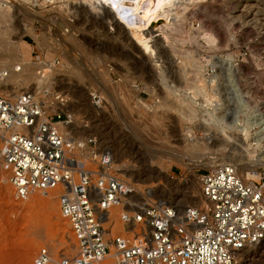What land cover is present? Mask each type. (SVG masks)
I'll use <instances>...</instances> for the list:
<instances>
[{
  "label": "rangeland",
  "instance_id": "rangeland-1",
  "mask_svg": "<svg viewBox=\"0 0 264 264\" xmlns=\"http://www.w3.org/2000/svg\"><path fill=\"white\" fill-rule=\"evenodd\" d=\"M36 1L43 8L44 19L33 22L35 38L18 35L19 28L29 23L23 16L11 21L13 30L9 37L12 41H22L20 49L27 62L48 65L53 76L48 89L43 90L50 92L45 96L50 103L46 105L47 110L65 111V102L88 105L85 111L74 112L76 116L72 114L74 124L70 125L76 127L73 135L93 136L98 149L110 151L111 156L115 154L112 168L118 176L135 183L141 191H154L152 198L181 209L198 201V206L202 205L198 194L200 175L223 163L234 166L226 154L245 157L241 164L254 167L257 172L264 169V146L253 144L251 126L250 130L242 129L246 122L253 121L252 108L264 107V0H176L182 5L171 9L167 20L183 27V33L174 38L191 37L192 43H184V40L177 43L171 39L167 48L165 45V53L154 58L136 55V49L127 46L126 41L114 39L110 33L118 30L112 19L106 16V25L101 26L86 4L70 2L71 14L68 15L56 9L55 4L50 5L54 0ZM75 8L81 16L72 13ZM84 8L89 14L84 15ZM195 8L204 9L199 18L191 17L190 12ZM175 11L176 15L172 14ZM205 23L212 30L207 31L209 34L201 30ZM41 37L46 39L45 47L36 44ZM186 51L192 55H186ZM187 56L194 61L191 58L187 61ZM195 60L201 62L200 67L193 66ZM74 69L83 75L81 81L76 78ZM32 87L31 83L10 86L7 90L1 89L0 95L32 91ZM78 90L81 94L76 97ZM186 110H195L197 116L191 117ZM224 134L231 140L222 151H218L217 146L198 152L200 154L187 151L188 146L209 135L215 138L225 137ZM119 152L123 155L117 156ZM150 155L159 159H152ZM165 158H172L167 169L162 166ZM149 176L155 179L148 182ZM189 182L193 183L187 195L191 198L183 200ZM56 198L55 191L49 197L37 192L27 201L18 202L7 174L0 169V264H31L42 247L49 249L51 264H57L61 255H73L68 224L59 214ZM119 212L113 210L116 233H119ZM249 259L257 262L258 257L253 255ZM253 260L241 264H252Z\"/></svg>",
  "mask_w": 264,
  "mask_h": 264
},
{
  "label": "built area",
  "instance_id": "built-area-1",
  "mask_svg": "<svg viewBox=\"0 0 264 264\" xmlns=\"http://www.w3.org/2000/svg\"><path fill=\"white\" fill-rule=\"evenodd\" d=\"M49 93L0 95V169L18 202L57 193L74 250L57 264H236L239 252L264 241V169L245 181L233 165L217 166L200 175L203 205L165 204L118 176L95 137L61 130L73 115L49 113ZM250 114L253 121L240 126H251L253 144L264 146V107ZM51 263L46 247L31 262Z\"/></svg>",
  "mask_w": 264,
  "mask_h": 264
},
{
  "label": "bare ground",
  "instance_id": "bare-ground-1",
  "mask_svg": "<svg viewBox=\"0 0 264 264\" xmlns=\"http://www.w3.org/2000/svg\"><path fill=\"white\" fill-rule=\"evenodd\" d=\"M175 1L176 0H58V1L54 0L53 2H51L50 5L55 4L56 9H58L60 11H64L65 13L67 12L68 15H69V14H71V12H69V10L71 9V3L72 2H74L73 3L74 5H76V4L80 5L81 3L82 4H86L90 8L94 19L101 26L105 27L106 24H105L104 20H105L106 16L110 17L112 19V21L115 24L114 26L118 30L117 32L110 33L111 35H114L113 36L114 39H118L119 40V38H121L122 41H126L128 43L127 46H129L130 48H133V50L136 49V51H137L136 55L140 54V55L143 56V54H146L149 57L153 56V58H154L155 55H158V54H161V53H165V45H166V48H167V46H169V42H170L171 39H172V41H177V43H178V41H180L179 43H181V41H183V40H184L183 41L184 43L186 41L192 43L193 39L191 37L190 38L189 37L186 38V36H185L186 39H183V37L182 38H174L175 35H181V33H183V30H182L183 27L179 26L180 24H178V25H177V23L176 24H174V23L170 24L169 21L167 20L168 16H169V13L172 12L170 10L173 9L174 7H176L177 5L181 4V2L176 3ZM194 2H195V0H194ZM142 4H146V6L144 7V6H142ZM187 4H189V3H187ZM17 5H18L17 8L14 7V6H17ZM27 6L30 7V9H28ZM179 7H181V6H179ZM183 8H185V7H183ZM42 9L43 8H42L41 4H38L36 0H0V91H1V89L7 90V89H9L8 87H10V86H16V85L27 86L30 83H31V86H33L32 87V92H34L37 96L39 94H41L44 89H46V88L48 89V84L50 83V80H51V78L53 76L52 73L48 70V65L46 63L27 62L25 60L23 52L20 49V43L22 41L21 40L12 41L11 38L9 37L11 29L13 30V28H11V21L13 19H18L19 16H23V17H27L29 19V23L27 25H23V27L19 28L18 35L27 34V35H30L33 38H35V33H34L35 29H34V26H33V22H34V20H38L39 19V20L42 21V18L44 19V17H42V15H41L42 12H43ZM84 10H85L84 15L85 14H89V11L86 8H84ZM186 10H187V8H186ZM186 10H184V11L186 12ZM203 10L195 8L192 12H190L192 14L191 17H194V18L198 17L200 15L199 13L201 11H203ZM184 11L182 10V12H184ZM76 12L78 13L79 11H76V8H75L72 11V13H75L74 15L76 16V14H77ZM188 12L189 11H187L186 14H188ZM174 13L176 15V11L173 12L172 14H174ZM205 13H204V15H205ZM181 14H182L181 16L184 15L183 13H181ZM68 15H67V17H68ZM175 15H173V16H175ZM44 16H46V15H44ZM79 16H81V15L77 14L76 17H79ZM176 17H178V15ZM178 18H176V19H178ZM198 18H196V19H198ZM91 20H93V19H91ZM225 24L226 23L224 22V25ZM198 25L200 26L199 23H198ZM208 25H207V23L203 24L202 25L203 29L201 28V30H203V31L206 30V33H208L207 31L211 32L212 30L210 29V25L209 26ZM113 31H115V29ZM182 35H186V34H182ZM71 37H69V39L72 40V42H75L74 39L71 38ZM113 37H111V40L115 41L114 39H112ZM204 37H206V36H204ZM193 38H195V37H193ZM223 39L224 38L222 37V41H223ZM45 40H46L45 37H41L40 41L36 42V44H38L40 47H43L45 45ZM206 41H208V40H206ZM210 41L211 40H209V42ZM193 43H194V41H193ZM58 45H59V43H58ZM75 45H76V43H75ZM171 48H172V46H171ZM183 53H184V51H183ZM185 53L187 55V54H189L191 52H187L186 51ZM173 54H176V52H174ZM179 54H180V52H179ZM194 54H195V52H194ZM165 55H163V56H165ZM190 55H192V53ZM187 57H186V59H187ZM168 58H170V57L168 56ZM183 58H185V57H183ZM190 58H189V60L187 59V61L190 62V60L193 59V58H191V59ZM193 61H194V59H193ZM193 61H191V62H193ZM169 62H171V61H169ZM182 62H185V61H182ZM194 65L196 66V68H198V67L201 66V62L195 60V62L193 63V66ZM74 70L76 71L77 69H74ZM194 71H195V69H194ZM194 71H191V72H194ZM76 72H77V74H75L76 78L81 81V79H83L82 78L83 75L79 74L80 72L78 73V71H76ZM187 73H189V72H187ZM177 74H178V72H177ZM184 75L186 76L187 74H184ZM177 77H180V75L177 76ZM163 84L165 85V83H163ZM180 87H182V86H180ZM79 93L80 92L78 90L76 92V94H78V95H76V97L77 96L79 97ZM73 95H75V94H73ZM74 98H75V96H74ZM64 99L65 100H68V99L70 100V98H68V97H65ZM179 102H181V101H179ZM65 103L66 104H63V107H65L64 108L65 112L73 114L74 116H76L75 115V114H77L76 112H83V111H85L87 109L86 107H88V105L85 104V103L84 104H78L77 103L75 105L72 104L74 102H72V103L65 102ZM73 105L75 106L76 110L73 108L74 107ZM82 107H84V108H82ZM186 107H187V109L190 108V106H186ZM45 108H46V106H45ZM183 109H185V108H183ZM186 111H188V110H186ZM48 112L51 113L52 110H48ZM74 112H75V114H74ZM189 114H191V117H193V118H195L197 116L195 110H193V112H189ZM70 124H74V119L71 120ZM70 124L69 125L58 124V126L60 127L61 130H63L65 133H67V135L72 136V137H76L75 135H73L74 131L76 130V127L73 126V125H70ZM222 130L224 131V129H222ZM203 132L206 133L205 130H203ZM224 132H222V133H224ZM224 136L225 137H221V136L219 137L218 136V137L213 138L212 136L210 137V135H209L206 139L201 140L199 142L195 141L196 142L195 144H193L192 146H188L189 150H187V151L188 152H197L198 153V152H201V151H204V150H208L210 148H214L215 146L220 148V149H218V151H222L224 146L228 145L230 143V140H231V138H229L225 134H224ZM79 138H82V137H79ZM183 141H185V140H183ZM240 146H242V145H240ZM99 150L100 151H105V150H101V149H99ZM211 151H213V150H211ZM245 152L248 153V151H246V150H245ZM119 154L123 155V152H121V153L119 152L116 155L118 156ZM194 154H196V153H194ZM198 154H200V153H198ZM114 155L115 154H113V156L110 155L112 160H113L114 157L116 159V156H114ZM150 156H151L152 159L155 158V156L154 157L152 155H150ZM225 156H227L228 159L230 158L231 162H233V163H235L237 165V166H235V164H234V167L236 168V170L239 173V175L240 174L243 175V177H244L243 180L250 181V180H253L254 178L258 177V174L255 171L254 167H249L248 168L246 165H242L243 161L245 160L244 159L245 157H243L241 155H234V154H226ZM156 158H158V157L156 156ZM223 158H225V157H223ZM165 159H166V162H164L162 166L167 169V167H169L170 164L172 163V158H165ZM258 160L260 161L261 159L259 158ZM161 161H163V160H161ZM225 164H227V163H223V164H220V165H225ZM220 165H217V166H220ZM217 166L210 167L209 169L213 170ZM192 169L193 168L190 169V174L191 175H193ZM142 171L145 172V170H142ZM142 171H141V173H142ZM137 172H139V171H137ZM137 177H139V176H137ZM147 178H148L147 179L148 182H149V180L155 179V178L152 179L151 176H149ZM139 179H140V177H139ZM142 180H144V179H142ZM168 181H170V180H168ZM186 186L187 187L185 189L187 190L186 191L187 193H185V196H183V198H182L183 200H187V198L190 197V196H187V195L190 194V192H188V191L191 189V187H193V183L190 184V182H189V184L187 183ZM194 187H195V185H194ZM147 190H148L147 191V195L148 196L151 197V196L154 195V191L149 190V189H147ZM51 192H53V191H51ZM51 192H49V194L43 195V196L44 197H49ZM193 198H195V197H193ZM200 201L202 202V205H203L204 202H203V200L201 198H200ZM198 203H199V201L195 202V203H191V205H189V206L190 207H197ZM181 208H183V207H181ZM113 229H114V227H113ZM256 248H257V252H256ZM256 253L258 255H256ZM253 255H254V257H258L257 262L255 260H253V259H249L250 257H253ZM236 260H237L236 264H241L242 262H250L251 260H253L252 264H263L264 263V241L261 242L257 246L247 247L244 250H242L241 252H239L238 255H237Z\"/></svg>",
  "mask_w": 264,
  "mask_h": 264
}]
</instances>
